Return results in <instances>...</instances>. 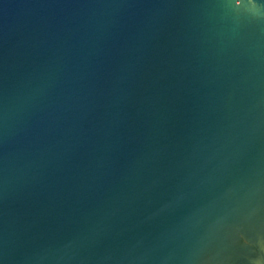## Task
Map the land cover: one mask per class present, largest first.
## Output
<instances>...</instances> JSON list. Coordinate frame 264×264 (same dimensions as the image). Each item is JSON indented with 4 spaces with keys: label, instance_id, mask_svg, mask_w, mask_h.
<instances>
[{
    "label": "water",
    "instance_id": "water-1",
    "mask_svg": "<svg viewBox=\"0 0 264 264\" xmlns=\"http://www.w3.org/2000/svg\"><path fill=\"white\" fill-rule=\"evenodd\" d=\"M0 264H264V0H0Z\"/></svg>",
    "mask_w": 264,
    "mask_h": 264
}]
</instances>
